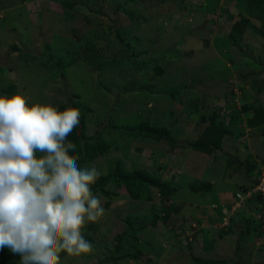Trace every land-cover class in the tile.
I'll use <instances>...</instances> for the list:
<instances>
[{"label":"rangeland","instance_id":"obj_1","mask_svg":"<svg viewBox=\"0 0 264 264\" xmlns=\"http://www.w3.org/2000/svg\"><path fill=\"white\" fill-rule=\"evenodd\" d=\"M216 1H208L212 8L197 9L196 0H0V96L23 95L28 98L29 107L39 104L58 110L64 106L78 109L85 119L82 136L102 138L108 147L81 168L95 165L103 176L117 169L144 170L169 186L165 178L180 173L177 166L166 177L164 174L173 141L189 144L202 127L201 117L193 118L191 114L189 120L178 113L183 103L180 97H170L171 89L207 80L202 85L204 99L221 92L224 96L227 81H222L213 92L208 90L218 84L214 78L237 77L239 68L247 65L242 57V50H248L246 44L263 47L264 52V39L248 28L238 42L228 39L232 24L241 17L264 31V11L256 10L250 16L242 0ZM226 16H231L229 21ZM226 46L229 49L220 52ZM181 48L189 52L188 57L175 54ZM251 54L256 60L257 53ZM230 56L238 60L236 66L226 65V57ZM212 81L214 84L209 85ZM190 87L181 96L188 101L189 109L196 111L192 105L204 100L191 97L195 89L188 90ZM205 110L204 114L208 109ZM141 124L165 129L168 138L134 137ZM190 153L207 156L194 150ZM138 154L148 163L154 161L153 166L139 164ZM198 166L201 167V161ZM194 171L201 173V169ZM113 186L107 187L112 192L110 196L96 194L104 208L103 216L96 222H86L81 230L82 235L89 236L92 251L79 257L63 252L60 264H160L162 258L169 260L172 255L176 256L175 264H195L193 259L227 263L225 258H215L219 255L214 256L208 238L194 248L189 238L199 229L195 224L194 228L185 229L189 230L188 236H183L184 232L167 241L145 236L138 242L134 221L131 223L124 216L143 214L131 212L136 201ZM155 191L158 190L151 187V198L163 203ZM215 228L225 231L217 224ZM242 228L240 234L237 231L236 235H227L230 241L218 242V246L226 252L232 248L239 252L241 258L235 264H254L249 253L255 248L257 228L255 236L248 225ZM164 229L168 237L169 220ZM262 244L264 247V240ZM126 247L133 258L123 259ZM20 259L17 255L13 264H20ZM256 264H264V260Z\"/></svg>","mask_w":264,"mask_h":264},{"label":"crops","instance_id":"obj_2","mask_svg":"<svg viewBox=\"0 0 264 264\" xmlns=\"http://www.w3.org/2000/svg\"><path fill=\"white\" fill-rule=\"evenodd\" d=\"M246 45L249 51L247 50V52H245V50H242L244 53L242 57L247 61V65L239 68L238 75L236 74L237 77H233L240 84L247 87L243 90L241 96L240 110L236 109L233 104H231V101L227 96L228 86L226 87L225 84V95L223 96L220 91V94H213V97L209 95V100L204 99L206 96L203 92L204 89L202 88L203 83H206L207 80L203 82L198 80L194 83L196 84L194 88H188V90L195 89L194 95L191 97L194 98L195 96L197 101L204 100L192 105L196 111L189 109L190 105H187L188 101H184V98L181 96L180 99H182L184 103L183 108L179 109L178 113L186 115L187 118L191 114L193 115V118L197 116L201 117L200 121L202 127L200 128V134L194 138V141L201 136V133L209 127L210 122L212 121L216 123L218 127L223 125V129H226L228 133L222 137L220 141L221 147L217 151L211 154L201 153L207 155L204 158L201 155H192L190 153L192 149L186 146H176L169 150V164L166 162L163 169L166 177L167 172L170 174L173 167L176 168L179 166L178 169L180 173L177 177L175 174H170L168 179L165 178L170 187L175 189V192L171 193L168 198L163 199L160 194L155 191L156 195L163 200V203H160L159 201L155 202L154 198H151V192L148 201L133 199L136 201L137 205L131 212L140 211L139 213H142L143 215L129 217L127 216L128 214H126V216H124L128 221H134L135 225L133 231L138 234V242L143 240V237L145 236L154 238L156 241L157 239L167 241L168 239H171L173 235L176 238L177 234L183 232H185V236H188L187 232L189 230L185 231V229L192 227L195 224L199 226L198 230L200 231L197 230V233L195 232L189 238L190 241H193L194 248H198V245L202 246L201 243H205L204 239L208 238V242L210 241V244L212 245L211 250L214 251V256L219 255V257L215 256V258L227 259V263L225 260H221V264H235L237 259L240 260L241 258L239 252L235 253L233 248L231 252H226V249L221 248L222 251L218 246V242L227 243L230 241V237L227 235H230L233 232V234H237V231H239L238 234H240L243 231L242 226L247 225L249 231H252L255 236L254 228L256 227V223L254 221V223L251 222V215L252 212L256 211L260 204L259 198L250 200L244 207L232 211L230 226L225 232L218 231L215 228V225H218L221 222L224 214H226L236 202V192H244L251 188L254 184L253 179L256 176V172L260 166H264V114L262 112L256 113L258 117L257 119L263 120L261 123H249L254 117L255 108H258L259 111H264V78H262V75H264V52L262 51L263 47H253L252 44ZM227 49L229 48L226 46L224 49H221L220 52L225 53ZM213 50L216 52L215 48ZM251 51L257 53L255 55L256 60L254 59V54H251ZM224 56H226V54H224ZM226 58L227 62H225L227 66L228 64L236 66L238 60H234L233 56ZM227 79L228 76H226V79L225 77L220 76L215 77L214 81H217L218 84L215 85L213 89L208 90L212 91L221 86V82L225 81L226 83ZM214 81L210 83L208 82V84L213 85ZM205 90H207V88ZM182 92L183 90L181 93ZM243 105H245L246 109H244ZM204 108H206V110L208 109L207 112H205L206 114H204ZM222 108L226 109L229 114L220 115L219 110ZM232 117L235 118L232 119ZM180 142H184V144L186 143L185 141ZM216 153H221V156L214 155ZM209 157H212L211 160H209ZM198 161H201V167L198 166ZM137 162L144 167L148 164H150L149 167H152L154 164V161L148 163V160L141 158L139 154L137 156ZM194 169H201V173L196 174ZM144 204L151 205V207H145L143 206ZM157 213H159V215ZM167 220H169L168 237L164 229L166 228ZM176 225L177 227H174ZM126 227L127 226L125 225V228ZM202 227L204 228L202 229ZM165 241H163V243ZM262 241L263 239L258 242V245L256 239L255 242H253L255 248L252 253H249L251 263L256 264L257 261L259 263V260H264V247ZM238 243L240 244V242ZM260 245H262V248L259 247ZM129 252L131 251L125 250V253L122 255L123 259L130 258L127 255L130 254ZM205 254L206 253L203 252L204 256H206ZM259 254L263 257H259ZM89 259L91 261L93 258ZM157 259L160 258L157 256ZM162 259L163 260H160V264H163L165 260H168V257L165 258V260L164 258ZM121 260L122 259H120V261ZM136 260L138 261V259ZM175 260L176 256L172 255L168 260L169 264H175Z\"/></svg>","mask_w":264,"mask_h":264},{"label":"clouds","instance_id":"obj_3","mask_svg":"<svg viewBox=\"0 0 264 264\" xmlns=\"http://www.w3.org/2000/svg\"><path fill=\"white\" fill-rule=\"evenodd\" d=\"M79 119L75 108L29 107L23 95L0 96V249L19 255L20 264H60L61 252L92 251L81 230L104 214L90 187L101 173L69 154L76 145L66 139ZM251 220L258 245L259 224Z\"/></svg>","mask_w":264,"mask_h":264},{"label":"trees","instance_id":"obj_4","mask_svg":"<svg viewBox=\"0 0 264 264\" xmlns=\"http://www.w3.org/2000/svg\"><path fill=\"white\" fill-rule=\"evenodd\" d=\"M196 0L197 4L195 3V6L197 9L200 7H209L208 1L209 0ZM213 4L218 3L216 0H211ZM243 5L245 9L248 10L247 14L250 16H254L256 10L264 11V0H242ZM201 3H204L202 5ZM211 6V5H210ZM212 8V7H209ZM215 8V7H214ZM216 9V8H215ZM195 11V10H194ZM211 11H214L211 10ZM227 21H229V17L226 16ZM264 28V25L262 26ZM248 28L255 32L258 36L264 39V31H262V28H257L256 26L249 23V20L246 17H241L239 21L234 22L231 27V31L228 34L229 41L235 43L238 42L241 39V35L244 32V30ZM192 32V31H190ZM205 42H208L205 40ZM187 50L182 48L180 50H177L175 54L187 56L189 52H186ZM167 53V51L165 52ZM186 53V54H185ZM171 54V53H170ZM169 54V55H170ZM188 57V56H187ZM158 72L159 70L156 69ZM191 85V88H194L196 84H183L181 87L172 88L170 93L171 98L172 97H180L181 98V91L184 89H187V86ZM181 103H184L182 99H180ZM244 109H246L245 105ZM242 106V107H243ZM69 107H62L59 111H64L65 109H68ZM254 117L252 120H250V124L255 123L259 124L263 120L257 119L256 113L262 112L264 114V111H259L258 108L254 109ZM262 117V116H261ZM235 117H232L234 119ZM236 120V119H235ZM84 122L85 119L83 116L80 115L79 124L76 126V128L73 129L72 133H70L66 139V144L74 143L76 145V149L74 152L70 151L69 154L73 157L77 158V164L81 167L83 163H90L93 159L98 157L101 153H104L105 150L108 148L105 146L104 141L102 138H85L83 135V128H84ZM237 122V120H236ZM221 127V128H220ZM218 127L216 123L213 121L210 122L209 127H207L202 133L201 136L194 142L189 144H182L178 143V141H173V144L171 145V148H175L176 146H186L190 149L205 153V154H211L215 151H217L220 146V141L222 137L228 133L226 129H223V125ZM98 134V132L96 133ZM134 137L142 136L148 139L153 140H161L168 138L167 131L165 129H158L156 127H150L147 124H141L138 127H136V130L133 134ZM169 139H171L169 137ZM177 142V143H176ZM42 153L37 152L36 156L37 158H40ZM120 168V167H119ZM113 184L117 190L124 191L127 197L134 200H145L148 201L150 199V189L151 187H154V189H157L158 193L160 194L161 198H168L171 193L175 192V189L168 186V184H163L160 182V179L154 176H151L148 172L144 170H133V171H125L123 169H117L114 173H110L107 175H100L94 184H92L91 190L94 194H102L104 196H110L112 194L111 191L107 190V187ZM259 210V206L256 209ZM253 222V221H251ZM132 223V222H131ZM254 223V222H253ZM256 228V227H255ZM225 232V231H224ZM84 238L88 241L90 238L87 234H83ZM123 240V239H122ZM127 251H130V248L126 247ZM60 254H63L61 252ZM128 257L133 258L132 253L127 254ZM135 258V257H134ZM17 259V254L13 253L9 248L4 247L0 249V264H13V261ZM195 261V264H221L222 262L217 261H200L198 259H193Z\"/></svg>","mask_w":264,"mask_h":264},{"label":"built area","instance_id":"obj_5","mask_svg":"<svg viewBox=\"0 0 264 264\" xmlns=\"http://www.w3.org/2000/svg\"><path fill=\"white\" fill-rule=\"evenodd\" d=\"M247 87L245 85L240 84L234 78L228 80V98L231 101L233 106L240 110L241 104V96L243 94V90ZM220 115H227L229 112L222 108L219 110ZM253 186L244 192H236L235 198L236 202L233 204L231 209L224 214L221 219V222L218 224L219 229L226 230L230 226V218L232 216V211H236L239 208L244 207L248 201L253 200L254 198L261 199V205L258 211L252 212L251 217L258 222L259 230H260V238H264V166H260L258 171L256 172V176L253 179ZM194 228V226H193ZM259 238V239H260Z\"/></svg>","mask_w":264,"mask_h":264}]
</instances>
